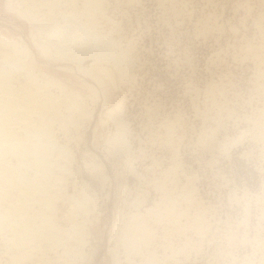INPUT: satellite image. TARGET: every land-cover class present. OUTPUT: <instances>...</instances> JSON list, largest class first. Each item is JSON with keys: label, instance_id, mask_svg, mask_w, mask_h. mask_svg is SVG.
Listing matches in <instances>:
<instances>
[{"label": "rangeland", "instance_id": "1", "mask_svg": "<svg viewBox=\"0 0 264 264\" xmlns=\"http://www.w3.org/2000/svg\"><path fill=\"white\" fill-rule=\"evenodd\" d=\"M6 2L0 31L85 101L57 130L78 159L64 192L94 198L75 264H264V0H15L58 21V60ZM99 57L111 73L96 80ZM72 205L58 202L63 228Z\"/></svg>", "mask_w": 264, "mask_h": 264}, {"label": "bare ground", "instance_id": "2", "mask_svg": "<svg viewBox=\"0 0 264 264\" xmlns=\"http://www.w3.org/2000/svg\"><path fill=\"white\" fill-rule=\"evenodd\" d=\"M52 2H46L49 5V15L54 13L55 5H52ZM6 3V10L16 9L15 0H7ZM89 4L88 7L94 9L97 5L91 1ZM36 11L30 14L19 12L36 27L35 32L39 34L40 40H36L35 34L32 36L34 38H31L35 40L34 44L40 54L44 58L51 56L50 50L53 48L50 47L55 46L53 52L56 51L54 55L57 56L54 57L58 60L61 52L68 48L66 40L59 35L62 34L61 27H58L56 20L45 21V17L41 18ZM51 39L59 41L52 42ZM81 54H84V51ZM37 57L22 36L20 39L9 38L0 31V239L7 247V253L11 255L12 264H75L77 258L85 254L84 236L88 233L85 232L84 222L90 213L87 209L89 206L86 207L89 203L86 205V202L94 198L91 196L89 185L85 183L76 195L70 193L68 196L66 191L64 192L67 176L78 159L76 160V155L69 146L58 142L57 130H66L68 124H65V117H69L70 122L73 109L74 112L83 110L85 101L79 92L43 70ZM101 58L103 59L102 56ZM103 60L99 57L92 72L96 80L111 73L110 68L103 65ZM80 70L84 69L81 67ZM64 101L67 104V110L64 111L70 113H63ZM114 112L116 110L112 109L109 114ZM61 200L69 201L71 205L73 203L65 215L69 225L65 228L60 226L58 219V202ZM140 224L136 225L141 227ZM139 227L137 228L140 229ZM145 232L146 230L143 233ZM134 240L139 238L133 239L132 244ZM142 241L144 240L138 242ZM138 242L133 245L140 246ZM59 248L63 249L60 251L63 253H57V260L51 263L49 258L47 259L49 251L58 252ZM5 255L7 256L6 253Z\"/></svg>", "mask_w": 264, "mask_h": 264}]
</instances>
